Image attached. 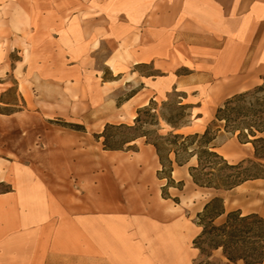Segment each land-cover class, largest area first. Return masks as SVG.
I'll list each match as a JSON object with an SVG mask.
<instances>
[{"label": "crops", "instance_id": "obj_1", "mask_svg": "<svg viewBox=\"0 0 264 264\" xmlns=\"http://www.w3.org/2000/svg\"><path fill=\"white\" fill-rule=\"evenodd\" d=\"M0 74L20 93L35 85L49 109L78 101L102 117L129 115L169 91L193 108L187 90L203 82L225 102L264 82V0H0ZM19 176L0 193V264H194L200 254L186 244L184 215L158 193L140 208L106 195L101 180L91 189L65 180L75 194Z\"/></svg>", "mask_w": 264, "mask_h": 264}, {"label": "rangeland", "instance_id": "obj_2", "mask_svg": "<svg viewBox=\"0 0 264 264\" xmlns=\"http://www.w3.org/2000/svg\"><path fill=\"white\" fill-rule=\"evenodd\" d=\"M106 55L101 52L96 56L98 69L103 70L102 61ZM191 70L182 68L180 73L187 75L192 73ZM191 82H195L194 79L191 78ZM15 83L12 76L4 77L0 74V193L11 191V177L16 180L20 178L19 175L24 179H42L59 193L66 190L75 192V182H88L91 189L97 180H101L106 195L115 196V201L120 204L134 201L140 208H143L142 204L146 207L147 202H151L154 194L158 193L161 198L170 199V204L184 215L186 244L191 249H194L193 242L201 232V228L195 226L197 214L215 195L224 198L227 211L217 224H222L227 214L238 207L242 208L244 215L256 211L257 215L264 217V180L258 183L261 184L259 188L254 187L249 192L239 189L217 193L202 189L187 175V170L195 163L193 160L185 169L172 174L174 183L170 186L165 176L159 174L162 167L155 149L146 145L145 139L123 144L130 139L132 131L121 125L134 126L139 108L129 115L125 112V115L118 117L115 111L102 117L101 112L89 111L78 101L69 107L49 109L39 102L35 85L23 84L21 92L26 103ZM133 84L138 85V81ZM133 84L123 87L118 96L124 98ZM208 87L209 83L203 82L198 84L196 90H187L188 99L185 103L191 104L193 108L185 111L183 118H191V121L192 118L202 119L193 123L191 129L181 130L180 133H203L215 119L216 111L224 99H216L213 89ZM178 101L179 98L172 91L157 94V106H153V112L172 118L176 114L174 110L178 108ZM143 118L147 117L143 115ZM107 125L109 127L105 134L109 137L108 144L114 148L118 145L122 150H109L104 145L105 140L101 135ZM168 131L170 128L161 122L159 133L164 135ZM215 145L230 163L237 164L254 158L253 152L249 155L250 147L240 145L237 137L232 134L222 132ZM65 180H72L73 185L66 186ZM141 189L145 190L144 196H141ZM193 261L194 264H222L227 260L215 253L212 259L199 254Z\"/></svg>", "mask_w": 264, "mask_h": 264}, {"label": "trees", "instance_id": "obj_3", "mask_svg": "<svg viewBox=\"0 0 264 264\" xmlns=\"http://www.w3.org/2000/svg\"><path fill=\"white\" fill-rule=\"evenodd\" d=\"M263 84L227 99L218 107L215 119L203 133H180L190 125L191 118H183L189 106L177 102L175 116L168 118L155 114L153 106H157V103L151 101L148 106L138 110L134 126L121 125L132 131L130 139L123 144L145 139L146 145L155 149L162 167L159 174L165 176L170 186L174 183L172 173L175 166H186L193 160L195 163L189 167V175L193 183L202 189L217 193L230 192L248 181L264 180ZM143 115L147 118H143ZM161 122L170 128L164 135L159 133ZM108 127L101 135L105 140L104 145L109 150H122L118 145L114 148L108 144L109 137L105 134ZM222 132L236 136L241 144L251 143L254 158L237 164L225 159L216 151L215 145ZM175 201L178 203V200ZM226 213L223 197L215 195L209 199L197 214L196 225L201 228V232L193 242L194 248L208 259L221 251L224 259L230 263H263L264 217L257 214L243 215L236 210L229 212L222 224H217Z\"/></svg>", "mask_w": 264, "mask_h": 264}, {"label": "bare ground", "instance_id": "obj_4", "mask_svg": "<svg viewBox=\"0 0 264 264\" xmlns=\"http://www.w3.org/2000/svg\"><path fill=\"white\" fill-rule=\"evenodd\" d=\"M216 151L218 152V153H220L219 151H218V149H216ZM221 154V153H220ZM225 157V156H224ZM226 158V157H225Z\"/></svg>", "mask_w": 264, "mask_h": 264}]
</instances>
